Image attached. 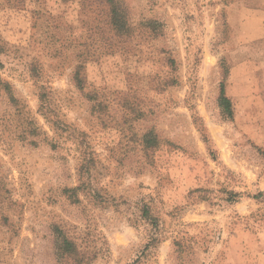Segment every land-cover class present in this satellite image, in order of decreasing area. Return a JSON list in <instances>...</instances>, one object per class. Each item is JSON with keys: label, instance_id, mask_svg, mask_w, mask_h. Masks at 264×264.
I'll return each instance as SVG.
<instances>
[{"label": "clouds", "instance_id": "1", "mask_svg": "<svg viewBox=\"0 0 264 264\" xmlns=\"http://www.w3.org/2000/svg\"><path fill=\"white\" fill-rule=\"evenodd\" d=\"M131 3L144 22L137 31L147 22L156 29L145 32L154 47L141 45V63L150 57L151 67L127 69V88L118 90L110 82L120 76L98 64L91 81L72 71L64 85L57 80L46 101L33 98L29 103L25 98L11 111L0 108V264H138L151 237L159 238L160 250L154 249L145 264H187L177 258L172 245L184 228V217L167 215L176 204L188 206L189 212H216L227 207L222 203L226 193L217 191L220 187L264 190V164H226L220 159L213 163L204 151L209 125L217 138L232 129L234 139L243 135L238 124L225 123L230 117L221 86L231 65L223 60L247 63L252 57L251 70L260 71L264 83V44L254 52L253 37L239 36V8L244 4H228L232 33L224 41L217 15L225 8L222 0ZM252 3L259 9L254 15L264 20V0ZM199 48L211 55V61L195 62L203 60ZM22 82L33 88L40 83ZM117 96H139L143 101L135 105L138 116L127 113V124L115 105L103 112L98 107ZM256 119L264 128V105ZM189 156L197 162V171L189 174L180 198L171 200L165 172L178 160L187 163ZM199 186L212 189L209 201L218 202L217 208L187 198V190ZM145 206L160 217L158 229L143 215ZM236 211L233 205L205 219L218 220L210 226L223 228V217ZM66 238L74 243L73 253L65 248Z\"/></svg>", "mask_w": 264, "mask_h": 264}, {"label": "rangeland", "instance_id": "2", "mask_svg": "<svg viewBox=\"0 0 264 264\" xmlns=\"http://www.w3.org/2000/svg\"><path fill=\"white\" fill-rule=\"evenodd\" d=\"M112 1L118 16L125 24L124 31L116 30L112 24L110 0H0V108L11 111L25 98H28L29 103L33 98L46 101L57 80L64 85L71 78L72 71L76 73L77 78L84 74L91 81L98 64L105 65L120 76V79L110 82L114 83L118 90L127 88V69L139 66L147 71L151 67V58L141 63L144 52L141 45L154 47L145 32L148 29L154 32L156 25L147 22L143 31H137V26L144 22L133 10L131 0ZM240 1L242 0H222L225 8L217 15L221 25L219 31L224 41L229 40L232 33L227 6L238 4ZM197 11L199 12V9ZM186 19L195 18L186 16ZM239 36H242L240 32ZM263 43L261 39L251 40L252 46H260ZM212 47H216L215 42ZM198 51L204 55L203 60L195 61L196 63L206 64L211 61V55L204 48H199ZM184 55L181 50V58ZM243 62L231 64L227 57L223 60L224 65H231L223 82L225 93L233 108V117L226 119L225 123L238 124L243 130V135L239 140L234 139L235 129H232L222 138H217L213 126L209 125L204 151L213 163L220 159L226 164H264V128H261L260 120L256 119L261 105H264V98H258L255 90L249 93V90L255 87L251 77H247L248 74L240 75L238 66ZM11 77L15 78V84ZM22 79L31 80L34 84L36 81L40 83L35 88L25 87ZM215 79L219 80V75H216ZM261 87H264V84H258V88ZM180 95L183 96L184 93L181 92ZM137 101H140L139 96L135 100L130 96H117L114 100L107 98V103L98 107L103 112L115 105L116 112L121 114V120L127 124L128 112L139 115L135 107ZM198 108L207 121L203 107ZM102 127L107 128V124H102ZM113 135H116L115 130ZM187 161L185 163L178 160L165 172L164 179L169 185L166 195L171 200L180 198V189L184 187L189 174L197 171V162L191 156ZM231 172L232 169L229 168L230 175ZM191 178L197 179L195 175ZM232 180L235 183V177H232ZM217 191L226 193L222 197V203L227 207L217 208L218 202L209 201L212 189L199 186L189 188L187 198L195 197V201L201 204L208 202V209L217 208L216 212H197L194 209L189 212L188 206L176 204L173 211L167 214L172 219L184 217L181 221L184 228L177 233L180 239L172 241L178 254L177 258L186 260L187 264H264V190L244 191L237 186L230 190L220 187ZM233 205L239 211L234 214L229 212L228 216L223 217V228L210 226L218 225L220 221L205 219V216H217ZM143 215L151 220L153 227L159 228L160 217L152 216L147 206ZM233 215L235 218L229 219ZM185 230L187 234L183 235ZM66 239L73 243L70 238ZM160 244L159 238L151 237L148 245L143 248L138 264H145L153 255L154 249L160 250ZM74 251L75 246L72 253Z\"/></svg>", "mask_w": 264, "mask_h": 264}, {"label": "crops", "instance_id": "3", "mask_svg": "<svg viewBox=\"0 0 264 264\" xmlns=\"http://www.w3.org/2000/svg\"><path fill=\"white\" fill-rule=\"evenodd\" d=\"M240 3L244 4L243 7L239 8L240 21L238 26L240 29V34H242L244 37H253L252 40L261 39L264 41V20H259V17L254 15V13L259 11V9L254 3H252V0H242L238 2V4ZM254 43H256V41ZM253 48L254 52H257L258 49L260 50V46L257 45H253ZM251 62L252 57L248 59L247 63L244 61L242 65H239L238 69L240 75L248 74L247 77H251L253 80L252 84L255 88L249 90V93H252V91L255 90L254 92L257 93L258 98L262 99L264 98V87H261V89L258 88V84H264L261 82V72H251ZM246 68L248 71H245ZM254 96L255 94L252 95V97Z\"/></svg>", "mask_w": 264, "mask_h": 264}, {"label": "trees", "instance_id": "4", "mask_svg": "<svg viewBox=\"0 0 264 264\" xmlns=\"http://www.w3.org/2000/svg\"><path fill=\"white\" fill-rule=\"evenodd\" d=\"M112 3V24L114 25L115 29L118 31H124L125 30V24L124 22L121 20V18L118 16L117 10L114 8V3L112 0H110ZM222 97H223V104L225 107V110L228 112V115L230 117V119L233 117V108H232V103L230 98L226 95L225 93V87H224V82L222 84ZM65 248L69 253H72V251L74 250V245L71 241H69L68 239L65 240Z\"/></svg>", "mask_w": 264, "mask_h": 264}]
</instances>
